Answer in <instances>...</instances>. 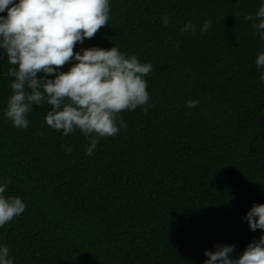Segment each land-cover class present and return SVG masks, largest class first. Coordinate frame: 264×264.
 I'll return each mask as SVG.
<instances>
[{
	"label": "trees",
	"instance_id": "obj_1",
	"mask_svg": "<svg viewBox=\"0 0 264 264\" xmlns=\"http://www.w3.org/2000/svg\"><path fill=\"white\" fill-rule=\"evenodd\" d=\"M262 4L110 0L108 25L74 51L115 46L152 63L153 107L122 112L126 130L91 156L78 129L64 136L46 124V102L27 129L4 116L14 77L0 50V184L26 204L0 227L14 264H203L216 244L235 245V258L264 235L244 219L264 204V68L255 63L264 40L244 19ZM189 21L196 31L181 32Z\"/></svg>",
	"mask_w": 264,
	"mask_h": 264
},
{
	"label": "clouds",
	"instance_id": "obj_2",
	"mask_svg": "<svg viewBox=\"0 0 264 264\" xmlns=\"http://www.w3.org/2000/svg\"><path fill=\"white\" fill-rule=\"evenodd\" d=\"M0 50L7 55L11 95L4 116L14 127L27 129L28 114L34 105L45 102L51 110L46 124L68 136L79 130L89 141L86 155L95 153L103 138L117 135L127 124L120 114L142 107H151L145 79L153 70L152 63H141L137 56H126L117 47L82 48L75 46L92 39L110 20V0H0ZM245 20L251 21L264 40V4ZM165 27L168 15L162 17ZM211 22L205 20L200 31L207 32ZM197 25L185 23L181 32H195ZM179 48V43H177ZM75 61L68 71L64 65ZM256 67L264 68V53L256 58ZM43 75L38 77V74ZM54 77V78H49ZM260 79L264 81V72ZM199 101H188L195 108ZM71 153V147L66 149ZM9 182L0 184V227L21 215L26 204L16 196L5 197ZM251 231L264 230V204H253L246 213ZM216 251L205 250L203 264H264V235L247 245L233 258L235 245H214ZM9 248L0 246V264H14Z\"/></svg>",
	"mask_w": 264,
	"mask_h": 264
}]
</instances>
